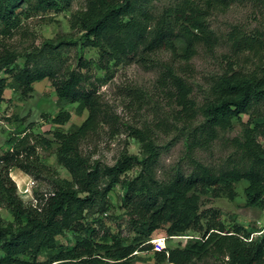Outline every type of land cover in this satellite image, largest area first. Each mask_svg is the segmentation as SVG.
Instances as JSON below:
<instances>
[{
  "label": "trees",
  "instance_id": "16d2710c",
  "mask_svg": "<svg viewBox=\"0 0 264 264\" xmlns=\"http://www.w3.org/2000/svg\"><path fill=\"white\" fill-rule=\"evenodd\" d=\"M238 1L242 0H86L70 18L71 30L79 34L75 40L47 38L22 52L0 41V73L6 75L0 76V102L7 88L26 98L35 82L48 79L59 105L77 103L79 111L87 112L72 131L53 130L51 138L29 132L7 140L10 148L0 155V209L8 210L19 225L5 224L0 216V264H34L44 250L49 258L42 264H133L134 252L151 249V234L162 228L169 237L187 231L198 235L182 247L153 250L157 262L264 264V234L245 240L250 232L239 225L227 228L220 209L203 208L198 196L190 194H230L233 185L244 180L246 204L264 209V24L247 28L233 23L218 34L211 23L214 15ZM25 2L0 0L4 35H13L21 26ZM35 5L47 9L57 2L37 0ZM72 47L77 50L74 62L66 56ZM218 47L227 50L222 55L227 68L207 80L198 100L192 60L199 51L211 54ZM87 48L98 50L95 66L103 71L110 63H135L154 71L153 93L128 87L124 94L137 112L155 96L159 112L167 106L163 116L132 123L104 105L88 73L92 61L82 56ZM241 57L250 58V63L239 65ZM18 58L23 63L15 69ZM241 115H248V121L238 134L228 136ZM54 122H61L60 115ZM101 125L112 136L126 133L136 139L142 157L124 151L109 165L83 153V141ZM161 129L175 130L182 142L180 158L169 172H159L167 147L157 142ZM52 143L57 144V163L70 178L56 177L46 196L25 206L9 171L16 167L28 175L54 176L37 156V148L47 149ZM136 167L139 171L125 182L122 197L132 234L102 231L90 216L105 213L108 193ZM66 231L75 233L74 244L53 253L57 237Z\"/></svg>",
  "mask_w": 264,
  "mask_h": 264
},
{
  "label": "rangeland",
  "instance_id": "374dc122",
  "mask_svg": "<svg viewBox=\"0 0 264 264\" xmlns=\"http://www.w3.org/2000/svg\"><path fill=\"white\" fill-rule=\"evenodd\" d=\"M37 0H26L21 7V26L14 29L13 35H4L0 28V41L8 48L24 51L27 46L39 45L44 39H68L75 40L79 34L70 28L71 15L85 7L86 0H56L57 5L47 9L38 8L35 5ZM211 23L218 34L226 32L229 24H238L251 28L259 23L264 24V0H242L233 3L224 12L216 14L212 17ZM76 48H70L66 56L73 61ZM224 48H216L213 53L199 51L193 58L192 65L194 69V96L201 100L204 90L207 86V80L214 75L227 68V59L222 55L226 54ZM83 58L92 61L89 74L91 80L98 86V92L104 105L114 110L122 120L136 123L143 119H153L162 117L167 110L166 105H162L163 109L159 112V105L155 96L150 99L149 105L142 108L141 111H135L133 105H130L131 99L124 94V89L128 87L139 88L152 92L153 83L156 77L154 71L142 69L135 63L122 65H114L110 63L109 70L103 71L95 66L98 58V50L95 48H87L83 53ZM245 58V59H244ZM239 65L243 61L250 63V58L241 57ZM254 62L255 59L253 60ZM23 63L22 58H18L12 65L13 68H20ZM253 63V62H252ZM262 63L264 64V52L262 54ZM0 76H6L0 73ZM3 101L0 102V155L10 148L7 143L9 137L20 138L25 133L45 134L51 138L53 130L69 132L79 126L85 119L87 112L79 111L77 103H69L59 105L56 102V95L48 79L37 81L33 84V92L28 97H22L18 91L7 88L3 94ZM157 102V103H156ZM159 113V114H158ZM58 115L61 117L60 123H55L54 118ZM249 119L248 115H241L238 120H234L233 129L227 132L228 136H234L239 133L243 124ZM175 130L161 129L156 133L158 144L165 146L162 150L159 161V172H169L171 168L178 162L181 151L182 142L175 137ZM172 141V142H171ZM171 142V143H169ZM169 143V144H168ZM57 144L52 143L50 148H37V156L40 162L50 167L54 173L42 172L38 176L28 175L18 168H12L9 176L15 182L17 195L23 205L28 206L35 203L36 198L47 195L51 190L53 180L57 178L69 179L68 172L57 163L55 158V148ZM82 151L87 155H91L92 159H98L106 164H113L115 160L124 151L136 154L142 157L139 142L126 135V133H118L111 135L106 125H101L98 132L89 136L82 143ZM220 148L215 147L213 157L217 158ZM208 157V155H205ZM139 171V167L133 168L121 177L120 181L115 184L107 195L105 213L92 214L93 220H98L96 225H102V231L118 232L120 236H129L127 227V216L122 206V197L126 189L125 182L135 176ZM247 182L241 180L233 185L228 194L225 190L216 191L220 195L215 196L211 190L207 192H190L198 196L199 202L203 208L214 207L221 210V220L227 228L235 225L242 226L246 231L250 232L248 238H256L255 232L260 229L264 209L250 207L246 204L244 188ZM224 192V193H223ZM199 194V195H198ZM0 216L5 224L18 226L11 213L2 208ZM25 223V222H24ZM23 223V224H24ZM196 232L187 231L184 235L168 236L165 230L158 229L151 234L150 244L152 248L149 250L135 251L133 264H167L165 262H157L154 258L153 247H155V239L159 237H167L164 240V248H174L184 246L188 238L197 236ZM259 237V236H258ZM248 238H244L248 240ZM56 253L58 248L70 247L74 244L75 233L66 231L62 236L56 239ZM160 242L163 241L161 239ZM2 253L0 252V257ZM49 258L47 250L41 252L36 258V263L42 264ZM55 263V262H54ZM198 264H216L212 260Z\"/></svg>",
  "mask_w": 264,
  "mask_h": 264
},
{
  "label": "built area",
  "instance_id": "2783aa9c",
  "mask_svg": "<svg viewBox=\"0 0 264 264\" xmlns=\"http://www.w3.org/2000/svg\"><path fill=\"white\" fill-rule=\"evenodd\" d=\"M264 234V214H263V220H262V223H261V226H260V229L258 231L255 232V236H261ZM167 237H159L157 238V240L155 239V241L153 243H155V247H153V250H161L164 248V240L166 239ZM253 238V236H252ZM252 238H248V241H250ZM158 239H161L163 242L161 243L160 240Z\"/></svg>",
  "mask_w": 264,
  "mask_h": 264
},
{
  "label": "crops",
  "instance_id": "0c3cea01",
  "mask_svg": "<svg viewBox=\"0 0 264 264\" xmlns=\"http://www.w3.org/2000/svg\"><path fill=\"white\" fill-rule=\"evenodd\" d=\"M6 89L4 90V93H5Z\"/></svg>",
  "mask_w": 264,
  "mask_h": 264
}]
</instances>
